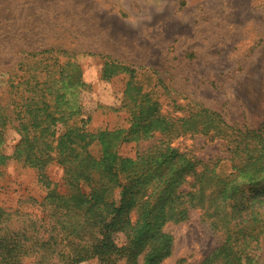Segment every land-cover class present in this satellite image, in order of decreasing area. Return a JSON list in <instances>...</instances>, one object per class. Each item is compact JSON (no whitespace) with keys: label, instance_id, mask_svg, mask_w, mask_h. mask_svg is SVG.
Instances as JSON below:
<instances>
[{"label":"trees","instance_id":"obj_1","mask_svg":"<svg viewBox=\"0 0 264 264\" xmlns=\"http://www.w3.org/2000/svg\"><path fill=\"white\" fill-rule=\"evenodd\" d=\"M98 56L102 80L124 81V125L90 127L80 99L88 85L72 52H24L0 69V176L11 160L36 170L44 190L34 200L41 215L26 226L0 205V264H159L172 248L163 226L191 211L220 238L201 264H264V120L229 124L201 103L178 102L158 70ZM131 131L135 141L158 138L125 157ZM8 132L17 137L10 154ZM186 135L221 141L226 156L199 160L172 145ZM51 165L63 191L47 175Z\"/></svg>","mask_w":264,"mask_h":264},{"label":"rangeland","instance_id":"obj_2","mask_svg":"<svg viewBox=\"0 0 264 264\" xmlns=\"http://www.w3.org/2000/svg\"><path fill=\"white\" fill-rule=\"evenodd\" d=\"M47 48L77 55L88 85L80 99L92 129L124 125L125 117L117 110L122 76L102 80L99 54L158 70L178 102L201 103L229 124L257 127L264 120V0H0V69H12L24 52ZM133 138L131 131L121 155L134 157L158 136ZM16 139L6 135L8 154ZM172 145L199 160L226 156L221 141L200 136L179 137ZM47 175L64 190L59 167L49 166ZM37 177L36 170L11 160L0 176V205L15 224L26 226L41 215L34 200L44 190ZM41 224L36 226L43 230ZM162 231L172 237V248L159 264H201L220 242L198 211ZM115 242L124 244L122 233Z\"/></svg>","mask_w":264,"mask_h":264}]
</instances>
